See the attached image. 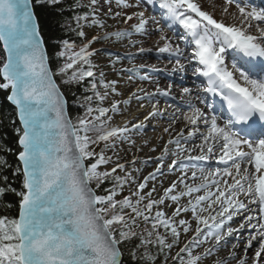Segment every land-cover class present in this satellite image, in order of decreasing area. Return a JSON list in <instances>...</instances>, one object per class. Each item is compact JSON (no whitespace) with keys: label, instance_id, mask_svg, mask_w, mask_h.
<instances>
[{"label":"snow or ice","instance_id":"obj_1","mask_svg":"<svg viewBox=\"0 0 264 264\" xmlns=\"http://www.w3.org/2000/svg\"><path fill=\"white\" fill-rule=\"evenodd\" d=\"M106 2L111 4L112 0ZM37 3L55 6L62 4L63 0H37ZM97 3L98 0H90L89 7ZM116 3L125 8L139 7V4H129L127 0H116ZM233 3H236L246 27L244 24L226 25L216 20L195 0H159V7L166 10L165 19L171 21L168 27L176 24L184 30L180 39L191 47L188 61L195 60L199 67L194 69V74L207 80L203 91L226 102L229 118L220 125L215 113L209 114L204 108L186 101L190 111L184 119L193 130L187 137L181 132L177 139H170L168 144L175 145L177 151L170 153L165 146L161 156L156 158L159 164L156 171L136 184V190L130 195L117 199L130 180L136 183L135 177L131 173L115 175L117 169L125 170V165L120 163L110 170L99 169L112 161L105 152L115 148L116 140L125 139V133L130 130L127 126H108L112 119L108 113H118L119 102H114L111 108L99 105L107 98L108 89L119 93L115 81L104 82L102 79L106 91L103 95L98 91L93 71L96 66L91 61L96 51L89 49L97 40L111 37L120 40L131 37L133 32L123 30L105 33L103 37L94 36L81 45L79 51H73L77 47L75 43L60 41L63 50L56 55L64 57L65 63L53 73L32 0H0V42L6 53V59L0 64V78L3 80L0 89L10 90L7 100L15 106L22 126L16 129V133L21 148L18 159L23 165L22 191L17 192L7 185V176L0 177L7 185L0 186V198L9 192L20 197L18 217H0V264H124L121 245L134 240L139 242L128 252L133 264L138 261L156 264L160 254L164 255L167 264L173 248L179 249L172 256L173 264H203L214 249L195 250L207 243L209 237L216 241L215 250L229 244L235 249L246 226L255 232L250 233L245 256L238 264H249V259L251 264H264V27L261 26L264 24V7L241 6L237 0H226L228 5ZM81 6L77 0L68 10ZM227 10L225 7L224 11ZM89 15L92 17L90 22ZM133 17L138 22L131 27L141 35L147 34L149 20L155 21L154 16L146 17L144 11H139L127 15L125 23ZM73 19L76 29L72 30L81 38L85 36L81 21L89 22V26L104 27L94 11L76 15ZM251 21L257 22L255 27L259 36L247 32V28L253 26ZM160 31L162 33L163 29ZM160 40L164 43L157 47V52L175 59L172 72H183L184 49L179 44L173 45L172 40L163 34ZM228 50L235 53L231 70L225 64ZM139 51L143 53L151 49L141 48ZM55 75L66 76L62 81L65 84L93 78V95L83 98L88 106L84 116L78 117L75 124L67 115V100L55 82ZM100 75L102 78L103 73ZM182 91L187 96L192 94L188 87ZM157 94L168 97L169 91L157 88L156 93H149L146 98L152 99ZM94 97L98 102L95 108L91 106ZM132 98L141 100L145 97L133 93L124 103H131ZM199 99L205 104L207 97ZM205 107L210 108L212 104ZM156 115L154 109L145 119ZM200 125L205 127V132H199ZM133 127L142 128L144 125ZM197 138L201 141L199 145L186 146L189 140ZM101 142L104 148L97 153L92 146ZM196 149L200 154L191 155ZM170 155L175 159L167 170L181 171L183 176L165 189L160 199H152L155 188L146 193L144 189L149 180L163 174L161 169ZM210 157H215L222 167L206 170L192 163ZM85 161L94 162L86 164ZM6 166L7 161L0 160V167ZM193 168L196 170L189 176L188 172ZM20 172L21 169L17 168L14 175ZM106 180H111L113 186L104 189V195H98L90 186L95 182V187L100 188ZM178 184H183V190L177 192ZM184 197L190 198L187 205L176 207L171 217L162 210L153 213V209L159 208L166 200L179 205ZM182 212L192 214L195 227L190 220L176 219ZM237 216H242L243 220L239 227H233L232 222ZM140 221L150 224L151 228L137 232ZM161 228L165 230L164 234H161ZM189 232L193 235L181 247V235ZM257 237L260 238L258 248L253 249L254 255L249 258L247 249ZM229 259H236L234 251ZM216 264H228V260H218Z\"/></svg>","mask_w":264,"mask_h":264},{"label":"rangeland","instance_id":"obj_2","mask_svg":"<svg viewBox=\"0 0 264 264\" xmlns=\"http://www.w3.org/2000/svg\"><path fill=\"white\" fill-rule=\"evenodd\" d=\"M79 1L81 4H83V6H86L89 9H91L89 13H91L92 11L95 12L96 17L104 23V27L103 28L97 26L90 27L89 22L92 19L91 15H89V22L81 21V23L84 24L83 31L85 32V36L83 38L79 37V42L76 43L74 42L77 45V47L73 49V51H79V47L87 43L94 36L103 37L105 33H114L116 31H123V30L133 32V35L131 37L123 38L120 40H117L115 37H111L107 40L104 39L97 40L95 43L91 45V48L89 49L90 51L91 50L96 51V54L91 57V61L96 66L94 67L93 71L96 74L95 82L97 84L98 91L101 93V95H103L104 92L106 91L101 83V79H102L104 82L115 81L116 82L115 87L117 92L119 93V95H117L115 93H112L111 89H108L107 91L109 94L107 98L103 101L101 105H99L102 107L111 108V105L114 102H119L120 111L118 113H112V112L108 113V116L112 117L108 126L109 127L127 126L130 130L129 132L125 133V137H126L125 139L116 140L115 148L109 149L105 152V155L111 157L112 161L107 165H102L99 169L100 171L110 170L112 167L115 166L116 163H120L125 165V170L121 171L120 169H117L115 175L124 176L126 173H131L132 176L135 177L136 183H132L130 180L129 183L125 185L121 195L117 197V199H122L124 196H128L132 192H134L136 190V184L140 183V181H143L145 177H147L150 173L155 172L157 167H159L156 158L160 157L162 153H159V151L157 150H160L161 145H163V138H162L163 135L162 133H160V130H162L164 125L168 122L166 118L164 119V117L169 116V118H174L170 114H160L162 116L160 115L150 116L148 119H145L146 116H149L147 114L148 113L150 114L154 110V108L151 105L154 103L153 98L152 99L146 98L147 94L156 93V89L159 88L158 82L162 80L164 81V83H168L169 81L170 83L174 84L175 87L191 88L192 92H194L192 93V95L194 94L193 95L194 97L191 98L192 99L194 98L197 101L198 97H195V95L197 96L199 95L201 85H196L194 82L193 84H190L184 79L186 75H189L191 77L193 74L192 68L191 69L188 68L189 65L193 67L194 64H191L192 61L189 63L181 60V62L185 64V69L183 72H175L177 73L175 74L174 72H172V70H170L169 74H166V76H164L163 74L164 72H162L161 70L162 68H164V66L161 63L170 64V68L173 69L175 65H173L172 63H175V59L169 57L168 54L166 53L159 54L157 52V47L163 45L164 41L160 40V36L162 34L167 36L165 32L168 30H166V27L171 22L165 19L166 12H164L163 10L158 12L153 9L152 13L150 12L151 11L150 8L151 9L154 8L153 7L154 3H152L151 0H127V3L129 4H133V5L139 4V7H131V8H125L121 5H118L116 3V0H112L111 4H108L106 0H98L97 5L92 6L91 8L89 7L90 0H79ZM208 1L195 0V2L200 5L203 11L210 13L216 20L222 21L226 25H233V24L237 26L242 25V21L244 20L240 18L242 16L239 12V9L236 7V3L228 5L226 4V0H215L213 4L210 0ZM239 3L241 4V6L248 4L246 0H242ZM225 7H227L228 9L227 12L222 11L224 10ZM109 8L111 9V11H109ZM158 9L160 10L161 8L159 7ZM139 11H144L146 17H150V15H153L155 17V21L149 20L148 25H146L147 34L145 35L135 33L134 29L131 27L132 24L138 22L135 17H133V20L125 23V19L127 15H131ZM117 12H120L121 15L116 16L115 13ZM82 15L84 14H81V16ZM251 22L257 23L256 21H251ZM244 26L246 27V23L244 24ZM261 26L264 27V24H262ZM160 29H163L162 33ZM247 32L253 35L255 31L250 30V28H247ZM174 35L176 36L177 40H179V42L176 43L175 38L173 37L171 38V40H173V45L179 44L180 47L184 49L180 44V40H181L180 36L176 34ZM167 37L169 38V36ZM133 42H137V43H133ZM141 48L151 49V51H145L141 53L139 51ZM62 50H63V46L61 47V51ZM184 54L187 55V57L189 58L191 52L189 53V50L188 52L184 51ZM117 57H119V59H117ZM58 60L60 61L61 66L65 63L64 57H58ZM133 69L134 71H130ZM153 69H155L156 71H153ZM101 73H103L102 78L100 75ZM68 74L69 75L71 74V70H69ZM144 76H148L149 78L142 79V77ZM170 77L171 79L175 80V83H173L171 80L168 79ZM66 78H67L66 76L59 75V80L61 83H63L62 81ZM182 79L184 81H182ZM92 80L93 78L87 77L79 83H72L74 85L76 84L83 85L81 87L83 91L82 98L78 99L80 103V108H83L82 110L83 114H81L78 117L84 116L86 107L88 106L87 104H85L83 98L86 96L93 95V92L91 90ZM182 83H184V86H182L183 85ZM162 84L163 83H161V85ZM175 87L172 89L174 91H177ZM133 93H135L136 96L145 97V98L141 100L132 98L131 103L125 104L124 101L129 99V97H131ZM82 104H84V106H81ZM97 104L98 102L94 97L93 101L91 102V106L95 108L97 107ZM142 104H145V112L138 114L135 118L140 120L145 119V122L142 123L144 127L134 128L133 125H135V122L130 121L129 119L131 114L138 112ZM155 105L156 104H154L153 106ZM158 105H162V104H158ZM178 105L181 113L177 114L176 118L178 117L182 119V116L184 118L185 114H189L190 110L188 106L185 105L183 102H179ZM203 105L204 104H201L198 101L196 103L197 107H201ZM156 109L159 108L157 107ZM156 109L155 111H157ZM208 109L209 108H207V110ZM174 112H178V110ZM78 117L75 118L74 123H77ZM104 119H107V117H105ZM204 129L205 127L203 125H200L199 132H202ZM192 130H193L192 126H187L186 130L184 131V134H188L189 131ZM89 135H95V134L89 133ZM170 139L174 140L177 138L175 137V135H171ZM92 148H94L95 151L99 153L100 150L104 148V144L103 142H101L99 145H93ZM168 148L170 150V153L177 151L176 146L173 144L170 145ZM191 155L194 156L196 154H191ZM172 159H175V157L171 155L165 159L164 166L161 169L163 174H157L155 180H149L148 186L147 188H145L144 192L146 193L150 191L152 188H155V191L152 193V197H151L152 199H160L164 195V190L170 187L172 183L177 182L179 178L183 176V172L181 171L169 172L167 170L168 165L172 162ZM209 161L214 163V167H221V164L215 157H213V159ZM85 162H87L88 164L94 161H85ZM198 163H195L197 164L198 167H206L208 164L204 162H201L200 164ZM137 169L139 171H137ZM193 170L196 169L195 168L190 169L188 174L191 175V171ZM106 181L112 183L111 180H106ZM91 185H95V182H93ZM181 190H183V184H178L176 191L178 192ZM133 199H135V197H133ZM189 199H190L189 197L182 198L179 205L173 203L170 200H166L164 204L159 206V208H154L153 213L157 210H162L169 217H171L175 208L181 205H187ZM145 203H147V201H145ZM204 215L206 216L207 213H204ZM180 218L190 220L192 221L193 227L196 226L195 221L193 220L192 214L190 212L189 213L182 212L180 217H176V219H180ZM139 225H140L139 228L136 229L137 232H141L144 231L145 229L151 228V225H146L143 221H140ZM201 227H203V225H201ZM205 231H207V229H205ZM160 232L161 234H164L165 230L161 228ZM192 235H193L192 232H189L187 235L182 234L180 246L182 247L184 243H187L188 239H190ZM169 240H171L170 236H169ZM215 247H216L215 239L209 237L207 243H204L200 248H197L195 251L202 252L204 249H209V248L215 249ZM178 250H179L178 248L172 249L171 253L168 256L167 264H173L172 256H174ZM141 251H143V249H141ZM152 251L153 253H155L156 249L153 248ZM223 256H224L223 251L221 252L213 251L212 255L207 256L203 260V264H212L213 261L221 259L223 258ZM158 259H161V262H156V264H165L163 254H160Z\"/></svg>","mask_w":264,"mask_h":264},{"label":"trees","instance_id":"obj_3","mask_svg":"<svg viewBox=\"0 0 264 264\" xmlns=\"http://www.w3.org/2000/svg\"><path fill=\"white\" fill-rule=\"evenodd\" d=\"M32 3L39 24L40 34L44 39V44L48 53L50 67L53 73H56L58 67L61 66L56 55V53L61 51L62 47V44L59 42L63 40H68L73 43L79 42V36L76 34V31L72 30L76 29V22L73 17L89 13L91 9L83 6L79 1L82 5L81 7H77L73 11L68 10L73 8L77 0H63L62 4L55 6L37 3V0H32ZM4 60L5 54L0 43V64H2ZM54 78L67 99L69 115L74 123L75 118L83 114V108H80L78 100L82 98L83 91L81 87L83 85L63 84L59 80V75H55ZM2 82L3 80L0 78V83ZM8 95L9 90L0 89V160H6L8 165L6 167H0V177L7 176V185H10L19 192L23 190L22 170L15 175L14 172L17 168L21 169L20 163L17 160L20 149L18 147V135L16 133V129L20 128V125L17 121L15 109L7 100ZM7 185H4V182L0 180V186ZM111 185V182L106 181L100 188H96L95 185H92V187L98 195H104L106 194L104 189L110 188ZM19 200V196L10 192L0 198V217H18ZM136 243H138V241L134 240L131 243L121 245L124 252V264H133L128 252ZM156 262H161V259L156 260ZM137 264H142V262L138 261Z\"/></svg>","mask_w":264,"mask_h":264},{"label":"bare ground","instance_id":"obj_4","mask_svg":"<svg viewBox=\"0 0 264 264\" xmlns=\"http://www.w3.org/2000/svg\"><path fill=\"white\" fill-rule=\"evenodd\" d=\"M210 1L213 4L215 2V0H210ZM262 1L264 3V0H262ZM151 2L154 3L153 4V7L154 8H152V9L150 8V10H151L150 12L152 13L153 9L156 10L155 4L156 5L157 4L159 5V0H151ZM249 2H251V1H249ZM260 7H264V5L261 4V5H259V8ZM222 11H224V10H222ZM150 16H153V15H150ZM240 18L242 20H244L243 17H240ZM245 23H244V21H242V24H245ZM251 23H252L253 26L250 28V30H254L255 31L253 35L259 36L260 33L257 31V29L255 27L256 23H253V22H251ZM166 30H168V31L165 32L166 35L169 36L170 39L174 37L175 38V42L178 43L179 40H177L176 36L174 35V34H176V35H178V34L175 33V31H173L174 29H172V31H171V29H169V27L167 26L166 27ZM172 42H173V40H172ZM180 44L184 48V51L188 52L189 46H186L183 42H181V40H180ZM189 53H190V51H189ZM232 57H229L228 56L226 58V55H225V64L228 66L229 70H231V66H232L231 65V62H230V59L231 60L233 59ZM182 60L184 62H189L188 61V57L185 54H184V58H182ZM192 62H191V64H193ZM161 64L164 66V68H162L161 70H162V72H164L163 73L164 76H166V74H169V72H170V70H172V68H170V64H166V63H161ZM172 64L175 65V63H172ZM188 68L189 69L192 68V70H194V67H192L191 65H189ZM175 74H177V73H175ZM169 76H171V75H169ZM185 77H184V79L187 82H189L190 84H193V82H194L196 85H198V83L201 81V77H198L197 75H195L194 72H193V75L191 77L189 75H186ZM168 79L171 80L173 83H175V80L174 79H171V77L168 78ZM182 81H184V80L182 79ZM161 83H163V84L161 85ZM182 84L184 85V83H182ZM158 85H159V88H161L162 90H168L169 91V96L168 97H164V96H160V95L157 94V95H155L153 97V102L154 103L151 104V105H152V107L154 109H156L157 107L159 108V109H156L157 110L156 112L158 113V115H160V114H170L172 117H174V118H169V116L164 117V119L166 118L168 122L164 125L163 129L160 130V133H162V135H163V137H162L163 138V145H161V149L160 150H157V151H159V153H162L163 152V149H164L165 146L169 147L170 145H172V144H168V141L170 140V136L171 135H175V137L178 138L179 135H180V133L183 132V134H184V131L186 130L187 126H189V125H187V121H185V119L183 118V116H182V119L181 118H178V117L176 118V115L181 113V111L179 110V107H178L179 106L178 105L179 102H183L185 105H187L185 103L186 100H189V101L192 100L191 103L194 104V105H196V102L197 101L200 102V99L199 98H203V97H206L207 96L208 99L215 100L216 101L215 104H218L219 101H222V104H224L223 107H225L224 109H226L228 111L227 106L225 105V102L219 96L212 97L211 94H208V93L204 94L203 91H200L198 96L195 95V97H198V99L196 101V99H194V98L192 99L191 98V97H194L193 96L194 94L193 95L191 94V96H187V95H185L183 93L182 89L184 87H181V88L175 87L174 84L170 83L169 81H168V83H164V81H162V80H160L158 82ZM174 87L177 89V91H174L172 89ZM192 93H194V92H192ZM168 100H170V101H168ZM154 104H156V105L153 106ZM158 104H162V105H158ZM201 108H204L205 111L207 112V108L205 107V104L203 106H201ZM146 109H147V107H146ZM176 110H178V112H174ZM143 112H145V104H142L141 105V107L138 110V112H135V113L131 114L129 120L135 122V125H140V124L144 123L145 122V119H141L140 120V119H136L135 118L138 114L143 113ZM147 115H149V113ZM160 116H162V115H160ZM217 116L219 117L218 123L220 125H223L227 121V119L229 118V113H227V115H224L221 112H219V113H217ZM165 129H167V131H165ZM202 132H205V129ZM184 136L187 137L188 134H184ZM182 143H183V141H182ZM200 143H201L200 139L197 138V139H194V140H189L187 142V145L186 146L189 147V148H192L194 145H199ZM191 154L199 155L200 153H199V150L196 149V150H193L191 152ZM211 159H213V157H210L208 160H204V161L208 162L207 166L204 167L206 170L209 169V168H215L214 167V163H212V162L209 161ZM188 175L191 176L190 174H188ZM197 175H199V172H198ZM189 182L191 183V180H189ZM198 182L199 181H197V183ZM251 207L255 208V205H252ZM242 220H243V217L242 216L234 217V221L232 222V226L233 227H239V222H241ZM254 231L255 230L247 229V226H246V230L240 233L241 240L239 242L238 247L235 248V249H233L231 247V244H229L227 247L221 246V247H219L218 250H215L214 249V252H221V251L224 252L223 258L218 259V260H220V261H222V260H228V264H238V261L240 259L244 258V256H245L244 249H245L246 244H247V239H248L250 233L253 234ZM229 239L231 240V238H229ZM259 240H260V238L257 237V239H255V240L252 241V247L247 249V256L249 258H251L254 255L253 249L258 248ZM232 242L235 243L234 240ZM221 244H223V242ZM233 251L236 253V259H229L230 255H231V253ZM218 260L213 261L212 264H216V262ZM249 264H251V260L250 259H249Z\"/></svg>","mask_w":264,"mask_h":264},{"label":"water","instance_id":"obj_5","mask_svg":"<svg viewBox=\"0 0 264 264\" xmlns=\"http://www.w3.org/2000/svg\"><path fill=\"white\" fill-rule=\"evenodd\" d=\"M32 7H33V3H32ZM33 10H34V8H33ZM36 16V15H35ZM36 20H37V17H36ZM38 22V21H37ZM1 43V46H2V42H0ZM44 46H45V44H44ZM46 48V47H45ZM2 49H3V46H2ZM4 51V50H3ZM4 54H5V59H6V53L4 52ZM48 55V54H47ZM48 63H49V60H48ZM49 66H50V64H49ZM51 68V67H50ZM55 79V78H54ZM55 82H56V80H55ZM57 83V82H56ZM58 85V84H57ZM60 91H61V89H60ZM62 92V91H61ZM63 93V92H62ZM9 94H10V91H9ZM64 95V94H63ZM65 97V96H64ZM66 98V97H65ZM67 100V99H66ZM9 102V104L12 106V107H14L15 108V106L10 102V101H8ZM15 110H16V108H15ZM67 115L69 116V111H68V102H67ZM16 116H17V121H18V123H19V125H20V128H22V126H21V124H20V121H19V119H18V114H17V110H16ZM70 117V116H69ZM71 119V118H70ZM18 147H19V149L21 150V148H20V146H19V144H18ZM17 159H18V156H17ZM18 161H19V159H18ZM19 163H20V165H21V168L23 169V165H22V162H20L19 161ZM86 163V162H85ZM23 174V173H22ZM91 186V185H90ZM92 187V186H91Z\"/></svg>","mask_w":264,"mask_h":264}]
</instances>
